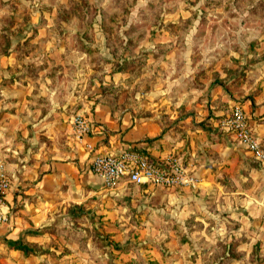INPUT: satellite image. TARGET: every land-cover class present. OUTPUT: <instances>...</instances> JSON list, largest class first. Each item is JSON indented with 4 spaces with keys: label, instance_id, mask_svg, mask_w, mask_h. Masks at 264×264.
Here are the masks:
<instances>
[{
    "label": "crops",
    "instance_id": "0c3cea01",
    "mask_svg": "<svg viewBox=\"0 0 264 264\" xmlns=\"http://www.w3.org/2000/svg\"><path fill=\"white\" fill-rule=\"evenodd\" d=\"M63 35L50 29L21 30L12 35L0 60V80L4 82L0 90V163L11 181L3 197L6 220L0 223V264L91 261L78 240L61 230H73L75 218L104 209L112 198L128 195L133 185L123 177L113 189H104L101 178L90 170L97 153L132 149L154 163L172 154L196 179L200 197L211 191L223 197H244L250 215L264 213V164L252 160L219 123L232 104L239 103L264 146V55L253 59L255 51L264 52V30L254 48L245 43L238 47V61L229 47L225 58L207 66L203 60L206 71L199 78L200 89L194 86L171 98V88L177 86L178 90L185 84L184 77H191L190 68L180 65L186 69L180 74L183 79L171 82L169 74L162 75L145 99L141 102L137 94L130 107L121 106L117 98L113 103L110 94L102 91L105 85L127 81L125 71L119 69L113 81L108 75L90 78L93 67L82 61L86 54L60 38ZM155 36L145 46L146 65L156 63L154 67L163 70L169 68L171 53L155 56L158 61L152 53L169 41V33L159 30ZM38 41L43 45L35 44ZM97 52L103 64L106 59L124 61L108 56L105 44ZM68 53L77 57L70 61ZM201 94L203 99L198 98ZM77 113L95 124L93 133L76 136L72 118ZM137 186L150 192L157 189ZM229 186L233 191L223 190ZM249 201L252 206H247Z\"/></svg>",
    "mask_w": 264,
    "mask_h": 264
},
{
    "label": "rangeland",
    "instance_id": "374dc122",
    "mask_svg": "<svg viewBox=\"0 0 264 264\" xmlns=\"http://www.w3.org/2000/svg\"><path fill=\"white\" fill-rule=\"evenodd\" d=\"M33 15L42 19L33 20ZM29 29L65 34L60 38L86 54L82 61L93 67L90 78L108 75L114 80L118 70H124L127 81L105 85L102 91L113 103L119 99L121 106L130 107L137 94L142 102L162 75L169 74L171 82L183 79V65L190 68L191 81L184 77L178 90L173 86L171 98L194 86L200 89L199 78L206 71L201 62L207 66L225 58L226 47L238 61V47L245 43L254 48L264 30V0H0V60L12 35ZM159 30L169 33V41L152 53L154 61L166 51L172 56L163 70L154 67L156 63L146 65L145 46L156 40ZM104 44L108 56L124 61L106 59L103 64L97 48ZM263 53L255 51L253 59ZM76 57L67 54L70 61ZM130 76L135 77L132 82ZM161 121L166 123L164 117ZM130 183L128 195L75 218L73 230H61L77 239L91 259L76 264H264V213L250 215L244 197L214 191L200 197L195 184L155 186L150 192Z\"/></svg>",
    "mask_w": 264,
    "mask_h": 264
},
{
    "label": "built area",
    "instance_id": "2783aa9c",
    "mask_svg": "<svg viewBox=\"0 0 264 264\" xmlns=\"http://www.w3.org/2000/svg\"><path fill=\"white\" fill-rule=\"evenodd\" d=\"M219 123L224 130L235 137L254 160L264 164V146L254 135L239 103H235ZM72 125L78 138L91 134L95 130V124L82 113L73 116ZM90 170L101 178L103 188L106 190L116 187L123 177L129 182L157 187L196 183V179L188 174L185 166L176 156L167 154L161 163H154L145 154L132 149H125L118 153H97L92 158ZM10 183L5 166L0 163V223L6 220L3 197Z\"/></svg>",
    "mask_w": 264,
    "mask_h": 264
},
{
    "label": "trees",
    "instance_id": "16d2710c",
    "mask_svg": "<svg viewBox=\"0 0 264 264\" xmlns=\"http://www.w3.org/2000/svg\"><path fill=\"white\" fill-rule=\"evenodd\" d=\"M7 52V49L4 51V53H6ZM104 93H105V91H104ZM140 152V151H139ZM13 245H15V247H20V248H23L22 246H20V245H16V244H13Z\"/></svg>",
    "mask_w": 264,
    "mask_h": 264
}]
</instances>
